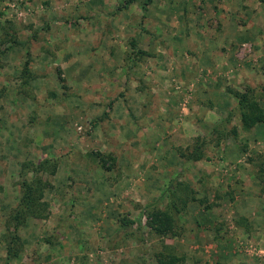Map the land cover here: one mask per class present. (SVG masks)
<instances>
[{
	"label": "rangeland",
	"instance_id": "obj_1",
	"mask_svg": "<svg viewBox=\"0 0 264 264\" xmlns=\"http://www.w3.org/2000/svg\"><path fill=\"white\" fill-rule=\"evenodd\" d=\"M139 1L141 9H147V15L155 11L166 16L163 24L156 22L154 15L152 20L146 18L147 32L164 33L166 40L164 45H159V51L167 59L166 66L156 71L146 61L143 74L138 71V65H131L126 73L131 81L118 85L124 80L122 75L117 86L108 87L103 79L100 80L103 86L97 84V79L79 85L81 80L74 79L76 71H62V76L61 71L48 62L50 56L44 70L43 67L36 69L39 61L26 54L27 47L31 46V55L45 43L46 34L43 35V29H40L44 26L41 22L45 21L46 15L60 17L62 2L0 0V42L5 40L1 46L5 52L0 57V264H157L155 253L171 252L162 244L171 236L159 237L149 230L146 211L153 207L171 209L164 197L157 199L150 193L160 188L168 177L172 178L171 172L165 175L159 170L164 157L167 162L174 158L170 152L164 153L163 147H170L177 158L181 157L180 163L186 165L185 153L198 135L206 138L205 157L190 160L211 165L212 176L216 174L218 180L212 183L209 193L205 191L202 196L183 200L178 212L185 214L188 208L196 205L210 212L213 208L218 209V213L213 216L208 213L201 219L204 226L213 224L210 232L216 238L212 242L201 237L193 243L194 264H264V221L250 231L238 230V227L249 228V219H235V211L243 204L237 205V199L229 194L225 181V177L230 176L233 190L240 188L236 187L238 177L250 170L261 184L259 194L264 197V125L261 122L247 130L242 129L236 110L237 99L227 90V87H233L242 91L252 86L260 91L264 76L261 82L251 84L241 81L239 71L230 67L223 70L198 67L191 72H178L167 53L166 41L173 45V34L179 32V25L188 26L186 18L191 13L199 15L204 11L201 8L193 11V0H182L178 8L172 5V0H161V6L155 4L160 0ZM236 4V0H228L222 8H213L215 14L212 13L210 20L213 28L214 18L220 14L240 19L255 18L258 27L257 7L247 6L242 11ZM177 9L180 16L185 17L182 23L177 17ZM60 19L64 20L59 24ZM58 20L53 26L66 22L63 17ZM72 28L76 34L78 28L75 25ZM50 32L53 31L50 29ZM67 33L70 35L71 32ZM69 35L68 39L71 38ZM50 36L52 44L51 40L53 42L57 36ZM252 51L253 44L247 40L239 44L235 56L246 58ZM26 61L29 71L23 74ZM119 72L124 74L126 71ZM156 74L161 77L160 83L155 80ZM33 75L40 80L32 81ZM145 80L151 87L142 86ZM213 83L216 84L208 87ZM149 89L155 94L150 95ZM118 96H121V102H116ZM221 105L225 109L221 110ZM189 116H195L193 127L200 131L191 136L181 133L187 131L184 123H192ZM222 118H229L225 122L227 134L218 141V133L212 126ZM152 120L156 122V128H153ZM232 126L238 129L236 135L231 131ZM122 140L135 147L131 146L133 160L129 159L127 164L122 163L128 160L127 145L120 143ZM114 143L120 148L116 154L109 151ZM226 144L233 145V149L228 150V154H221L220 148ZM44 157L52 160L55 169V172L44 173L49 180L44 191L47 212L42 217L27 216L17 222L11 214L18 206L21 193V162H34ZM189 169L187 175L180 174L173 183L184 182L185 177H199L202 183V172L196 166ZM124 179L131 180L132 184H125ZM146 180L149 193L145 198L140 195L144 193L141 188ZM225 195L231 197L225 199ZM249 201L246 208L256 206L252 199ZM122 217L134 222L122 224ZM183 218L179 225L176 221L180 234L186 232L185 225L192 221ZM10 245L16 249V255L7 254ZM184 248L181 245L176 249L177 255H183L182 264L186 256Z\"/></svg>",
	"mask_w": 264,
	"mask_h": 264
},
{
	"label": "crops",
	"instance_id": "obj_2",
	"mask_svg": "<svg viewBox=\"0 0 264 264\" xmlns=\"http://www.w3.org/2000/svg\"><path fill=\"white\" fill-rule=\"evenodd\" d=\"M56 1L63 3L61 8H59L61 13L60 17L46 15V17H44L46 18L45 21L41 22L44 26H40V29H43V35L46 34V37L44 36L46 39L45 43L40 46L38 51L31 53V55L29 53L31 46L30 48H26V54L28 57L32 56L34 61L38 60L39 62L37 63L41 64L38 65L39 67L35 66L37 67L36 69L43 67L42 69L44 70L50 56L51 61L48 62L54 64L55 68H58V71H61L62 76L64 75L62 71H76L74 79H76V81H78V79L81 80L79 85L90 84L93 83V81L91 82V79H97V84L103 86L104 84L102 83V85L100 81L103 79L107 81L108 87H112L117 86V80H119L122 75L124 76V80L118 85H124L127 81H131L129 76L126 77L127 68L131 65H138V71L143 74H145V64L147 62H149L150 67L156 71H159L160 68L166 66L167 59L161 55V52L159 51V47H161L159 45H164V40H166L163 31L156 30V32H147L146 27L147 16L151 19L154 15L156 22L160 21L163 24L167 20L165 19L166 16L164 13L154 11V13L152 12L147 15L148 13H145V11L147 12V9H141L142 7L139 0ZM172 1V5L177 8L180 7L182 2V0ZM193 1L194 4L191 9L194 11V9L201 8L204 13L199 15H196L195 12L191 13L192 15L186 18L188 26L180 24L178 29L179 32L173 34V39L175 40L173 45L168 44L167 41V45H165L168 49V55L172 57L173 62L177 66L178 72L181 71L182 73H187L198 67L206 68V70H211L213 67L221 70L229 69L230 67L231 69L235 68L239 71L241 81H249L251 84L258 81L261 82V78L264 76V5H262L260 0H236V6L239 7V9H242V11L243 8L247 6H250V8L253 7L251 9H255L254 6L257 7V15H255V17H259L260 22H257L258 27L255 25V18L247 17L246 19L242 18V20L240 18L227 17L225 14H220L217 18L215 17L216 19L214 18V28L211 25L212 21L210 22L213 18V14H215V11L213 13V8L215 6H220L222 8L223 3L228 2V0ZM161 2V0L158 2L156 1L155 4L161 6ZM152 6H154V4ZM179 9H177V13L179 12ZM151 11L152 8L149 12ZM61 17L65 18L66 22L59 26H53L54 24H60L63 22L64 19L58 20ZM69 17L71 20L67 21ZM177 17H180L181 23L185 19V17L180 16L179 13ZM57 20L60 22L56 23ZM179 21L180 20L177 19V22ZM208 23L210 24L207 25ZM72 25H75L78 28L76 34H74ZM137 28L140 29L139 32ZM50 29L53 32H50ZM67 31L71 32V38L69 39L67 38L69 35ZM54 34L57 37L54 38L53 42L51 40L52 44H50V35ZM42 39L44 40V38ZM247 40L251 41L253 44V51L248 53L246 58H236L235 54L237 47L239 44H242ZM119 70L126 72L120 74ZM156 76L155 80L160 83V75L156 74ZM39 78H37L36 75H33L32 81L40 80ZM145 78L146 76L144 79ZM215 84L216 83H213L208 87ZM142 86L151 87L147 80L143 82ZM149 92L151 93L150 95L155 94L151 89H149L148 93ZM105 97H107V94ZM120 97L121 96H118L116 98V102H121ZM152 101H155L154 96ZM222 109H225L224 105H221V110ZM205 116L208 117L207 114ZM188 118L192 120V123H189L188 121L184 123L187 131L185 130L181 133L184 134L185 132L191 136L200 132L193 127L195 116H189ZM153 122V128H156V122ZM262 123L264 125V122ZM262 128H264V126H262ZM129 129L130 128H128L127 133L129 132ZM181 133H179V137ZM121 142L122 144L127 145V150L125 149V152L128 160L122 161L123 164H127L129 163V159L132 158L130 157V149L131 146L134 147V144L128 145L124 140L120 141V143ZM232 149L233 145L226 144L220 148V153L228 154V150ZM111 150L115 151V154L118 153L120 150L119 144H112L109 151ZM163 152L166 154L170 152L171 156L174 158L169 159L172 161L167 162L168 159L164 157L165 160H162L160 163V173L167 175L171 172L172 178L168 177L160 188L158 187L155 191L151 190L150 193H152L151 195L155 196L157 199L164 197L167 200V205L171 206V209H173V207L179 209L183 200L186 198L194 199L206 194V192L209 193L212 183L217 182L218 177L216 174L212 176L214 169L212 170L211 165L204 164L202 161L193 162L190 159H186V165H183L184 163H180L182 161L181 157L177 158V154H174L172 150H170V147H163ZM174 161L179 165L176 166ZM131 163L134 164L133 162ZM185 166H187V169L196 166V169L200 173L202 172L203 176L201 177L203 179L205 178V180L202 179V183H200L201 181L199 177L194 179H188V177H185L184 182L179 180V182L173 183L175 177L180 176L182 173L187 175V172L190 171V169L187 170ZM175 167L177 169H175ZM170 168H174V170ZM238 178H240L238 181L239 185L236 184V187L240 188H235L234 190L230 176H226L225 181L226 185L229 187L227 188L230 192L229 194L236 197L237 205L240 206V204H243L241 209L237 208L235 211V219L241 218L244 220L246 217L249 219V228L238 227V230H245L247 232V230L250 231L252 227L253 229L256 228L261 221H264V204H262V199H264V197L259 194L261 184L255 179L253 172L251 173L250 170L247 173L242 172ZM123 182L125 184H132L131 180L128 179H124ZM147 182L148 180L145 181L144 186L141 188L144 193H141L140 195L145 198L149 193ZM194 182L199 184L194 185ZM228 191L224 192L226 193ZM230 195L227 196L231 197ZM227 196H224L225 199ZM176 199L178 200L175 202L174 200ZM249 199H252L256 206L251 208L247 206L246 208V205L250 203ZM190 208H188L185 214L180 210L176 213L178 218L176 221H178V225L182 222L180 219H184L183 217H185V220L186 218H188L189 221L192 220L189 225H185L186 228H188V232L186 230L185 233H181L177 237L171 236L170 240L168 239L162 242L165 246L164 249L176 254H178L176 249L179 248V246L184 245V247H186L184 248V253H186L184 264H194L195 249H191L193 243L197 240H201V237L206 238V241L210 239L212 242L214 238H216L214 234L210 232L213 224L210 223L206 224L208 226H204L201 219L202 217L205 219L208 213L213 216L218 213V209L213 208L210 212L206 209L201 210V207L196 205ZM201 232L202 234H200ZM159 250L161 249H158L157 251Z\"/></svg>",
	"mask_w": 264,
	"mask_h": 264
},
{
	"label": "trees",
	"instance_id": "obj_3",
	"mask_svg": "<svg viewBox=\"0 0 264 264\" xmlns=\"http://www.w3.org/2000/svg\"><path fill=\"white\" fill-rule=\"evenodd\" d=\"M264 4V0H260ZM5 40L0 42V57L5 52L2 48V44ZM28 62L24 67L23 74L29 71L27 67ZM2 63H0V67ZM28 81V78L26 79ZM227 90L236 97L237 99V112L238 120L240 122V127L247 130L258 123L264 122V84L257 91L252 86H247L244 90L240 91L233 87H227ZM1 94V92H0ZM229 118H222L220 121L213 124V131L217 132L218 141L226 135L225 133V122ZM231 131L236 135L238 129L236 126L231 127ZM206 143V138L200 137L198 135L195 142L191 148L185 153L188 159H200L205 157L203 153V145ZM21 193L19 195V203L13 209L11 214L12 219L17 222L25 220L27 216L30 217H42L47 212L48 202L44 198V191L49 184V180L44 175L46 172H55L54 167H52V160L50 158L44 157V159L38 161L23 160L21 162ZM175 209V210H174ZM178 212L177 208L165 209L153 207L146 211L147 224L149 230H151L155 235L159 237L167 236H179L180 231L177 230L176 219ZM122 224H132L134 221L130 218L122 217ZM16 238V237H15ZM13 245H10L7 249V254L16 255V249H12ZM13 250V251H12ZM157 264H182L183 255H177L173 252L160 251L155 253Z\"/></svg>",
	"mask_w": 264,
	"mask_h": 264
}]
</instances>
